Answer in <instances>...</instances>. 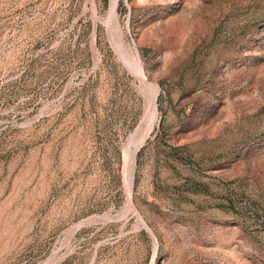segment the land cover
Here are the masks:
<instances>
[{"label":"rangeland","instance_id":"374dc122","mask_svg":"<svg viewBox=\"0 0 264 264\" xmlns=\"http://www.w3.org/2000/svg\"><path fill=\"white\" fill-rule=\"evenodd\" d=\"M111 2L0 0V264H264V0Z\"/></svg>","mask_w":264,"mask_h":264},{"label":"bare ground","instance_id":"6f19581e","mask_svg":"<svg viewBox=\"0 0 264 264\" xmlns=\"http://www.w3.org/2000/svg\"><path fill=\"white\" fill-rule=\"evenodd\" d=\"M116 1L117 0H112V2H111V6H110V10H109V20L110 21L114 20L115 19V16H116ZM135 68H136V72H138L141 75V67L138 65V63L135 64ZM151 87H150V89L154 88V87H152V88ZM154 99H155V96L153 95L152 103H151V105H152L151 106L152 107L151 108L152 112H151L150 117L148 119V124H146L145 128L141 130V134H140V136L138 138H136L137 136L134 137V139L136 138V140H135L136 143L134 145L135 148L138 147L143 142V140H145V138L147 137V135H148V133H149V131L151 129V126L153 124ZM132 156H133V152H132Z\"/></svg>","mask_w":264,"mask_h":264}]
</instances>
